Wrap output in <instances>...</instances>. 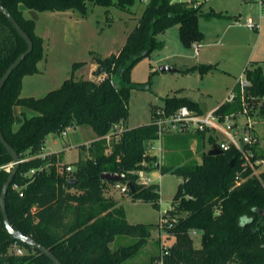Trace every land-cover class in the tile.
<instances>
[{"label":"trees","instance_id":"obj_1","mask_svg":"<svg viewBox=\"0 0 264 264\" xmlns=\"http://www.w3.org/2000/svg\"><path fill=\"white\" fill-rule=\"evenodd\" d=\"M135 1L0 0L34 44L0 91V129L22 160L6 195L11 224L48 247L63 264H264V171L261 176L252 175L234 146L210 155L205 145L209 142L212 146L217 141L208 128L167 135L163 145L169 151L162 161L147 151L149 143L158 138V109H163L165 115L181 107L204 113L200 103L187 96L167 95L162 105L153 106L149 123L125 125L131 91L142 87L131 81V68L153 50L164 47L157 35L178 24L184 45L190 47L204 37L200 17L225 18L226 14L213 9L203 12V2L195 5L196 0H148L122 48L105 57H93L92 62L97 64L94 74H105L104 77L71 76L42 97L21 95L23 77L36 73L44 57V39L36 32L35 21L24 16L21 4L40 11H70L86 16L88 3L129 11ZM26 49V41L0 11V78ZM82 64L76 62L74 68ZM245 74L249 81L246 93L263 99L261 65L250 63ZM15 106L32 111L31 115L22 111L23 121L17 128ZM241 109V99L237 98L223 102L215 112L223 118ZM75 126L90 127L95 134L89 156L59 169L57 153L44 152L47 136ZM193 139H198L196 151L201 160L195 158L191 148ZM252 149V160L264 159V150L257 144ZM67 166L72 169L67 170ZM12 168L13 157L0 141V195ZM156 169L183 177L166 214L170 221L162 226L175 239L166 246V252L162 246L148 262L131 263L128 260L149 241L151 226L129 222L124 207L107 196V187L132 182L135 191L129 187L126 191L133 199L149 201L159 208V184L139 181L140 170ZM105 171L119 173L123 178L103 180L101 174ZM190 229L201 230V248L194 246ZM119 235L136 237L137 241L114 249L111 243ZM16 246L23 253H17ZM0 264H54L44 253L9 234L1 207Z\"/></svg>","mask_w":264,"mask_h":264},{"label":"rangeland","instance_id":"obj_2","mask_svg":"<svg viewBox=\"0 0 264 264\" xmlns=\"http://www.w3.org/2000/svg\"><path fill=\"white\" fill-rule=\"evenodd\" d=\"M199 1L204 2L206 10L214 8L224 14L235 13L237 17L233 16L231 19L215 17L210 20L200 17L199 27L204 37L194 42L197 49L194 44L190 47L184 45L178 24L158 34L157 38L165 42L164 47L153 50L149 56L140 59L131 68V81L141 84L142 87L131 91L126 126L134 127L149 123L153 106L162 105L163 98L167 95L190 97L198 101L205 112H208L225 102L231 92L239 91V86L235 87L246 65L260 64L264 72V20L259 31L244 24L249 16L257 19L258 0ZM147 2L148 0H136L129 11L117 6L107 8L88 3L89 12L86 16L78 12H71L69 16L67 12L40 11L24 7V16L35 21L36 32L45 39L44 57L37 64L36 74L24 79L21 95L42 97L50 90L61 86L66 78L71 76L87 78L94 56L105 57L117 53L122 48ZM76 62L83 64L74 68ZM163 64L174 66L179 71H161L159 66ZM190 67L196 69L187 71ZM263 104L264 98L246 93L245 103H242V109L235 118L237 121L235 130L240 134H243L240 127L244 122L248 119L254 121V134L258 138L257 148L260 150H264ZM19 108L23 109L21 106L14 108L15 128L20 125L18 118H22ZM28 113L31 115L32 111ZM210 133L215 136L217 142L227 140L223 134ZM172 134L174 133L165 134L163 140ZM209 135L207 133L206 137ZM94 139L95 134L90 127H71L67 129L65 135L49 134L44 152L57 153L61 169L66 163L75 165L79 160L86 159ZM197 140L191 141V148L196 152L195 158L201 160L200 154L196 151ZM107 144L109 148L112 146L111 142ZM154 144L156 147L161 145L158 140ZM210 148L211 145L207 142L205 149L208 151ZM168 151L164 147L160 156L152 153L158 152V149L149 153L162 161ZM148 176L151 179L149 183L159 184V208L154 207L149 201L133 199L126 190H122L124 184H109L106 192L107 196L114 198L124 207L129 222L151 226L149 241L128 260L131 263L148 262L152 255L160 252L162 246H171L175 239L161 226L170 221L166 214L172 207L178 184L183 181V177L171 171L162 173L159 169L151 172L139 171L141 181H145ZM188 234L194 246L201 248L203 244L201 230L190 229ZM136 241V237L119 235L111 243V247L116 249Z\"/></svg>","mask_w":264,"mask_h":264},{"label":"built area","instance_id":"obj_3","mask_svg":"<svg viewBox=\"0 0 264 264\" xmlns=\"http://www.w3.org/2000/svg\"><path fill=\"white\" fill-rule=\"evenodd\" d=\"M183 1V0H179ZM197 4L201 1L196 0ZM260 7L259 19L261 21L264 18V0H258ZM245 25L252 29H259L260 22H257L253 17L249 16L245 21ZM195 48L197 49V44L193 43ZM239 92H231L226 101L233 102L237 98L241 99V102L245 103V94L246 87L249 85V81L246 77L245 71L241 74L239 81ZM264 106V104H263ZM215 109L209 110L208 112L198 113L196 111L190 110L187 107H181L177 109L175 112L165 115L163 109H158L156 112L155 124L158 127V140L161 145L156 147L154 142L149 143L147 147V151L151 152L152 150L158 149V152H152L155 155H161L163 152V137L168 133H183L186 131H192L195 129H206L208 128L212 132H217L223 134L227 140H222L221 142H216L220 148L224 150H228L231 146H234L241 154L245 166H248L252 170V175L261 176V172L264 171V159H256L252 160L254 156V152L252 146L257 144L258 138L254 134V121L248 119L241 125V131L243 134H240L238 130H235L237 125V121L235 120L238 114L231 113L225 115L223 118H220L218 114H216ZM71 128V127H69ZM67 128V129H69ZM67 129L63 130L61 134H67ZM110 139V136H107ZM12 165V164H11ZM7 166L10 169V166ZM71 166H67V170H71ZM139 181L142 183L149 184L151 181L150 177H146L145 181ZM128 184H124L122 190L128 189ZM162 227V226H161ZM16 252L21 254L23 253V249L21 247H15ZM163 250L166 252L167 247L163 246Z\"/></svg>","mask_w":264,"mask_h":264},{"label":"water","instance_id":"obj_4","mask_svg":"<svg viewBox=\"0 0 264 264\" xmlns=\"http://www.w3.org/2000/svg\"><path fill=\"white\" fill-rule=\"evenodd\" d=\"M0 11L6 15V17L9 19V21L12 23V25L15 27V29L18 31V33L21 35V37L26 41L27 43V49L23 51L5 70V72L2 74L0 78V91L3 88L5 82L7 81L8 77L10 74L14 71V69L25 59V57L32 52L34 48L33 41L29 34L23 29V27L19 24V22L16 20L14 15L0 3ZM159 69L161 71H179L176 67L168 65V64H163L159 66ZM0 141L2 144L7 148V150L10 152V154L13 157V168L6 180V182L3 185V189L0 195V207L1 211L3 213L4 217V223L5 227L8 230L9 234L17 239L22 241L23 243L30 245L42 253H44L46 256H48L54 264H63L60 259L45 245L41 244L37 240H35L33 237L24 234L22 231L16 229L13 227L11 224V221L9 219L7 209H6V195L7 191L9 188L10 183L13 180V177L17 171V169L20 166L21 163V157L17 153V151L8 143V141L5 139L2 130L0 129ZM208 153L210 155H216V154H221L223 153V149L220 148V146L215 142L212 144L211 148L209 149ZM101 178L103 180H110V181H121L122 180V175L116 172H102ZM70 181L75 182L76 179L71 178ZM129 188L134 192L135 191V185L132 182H128Z\"/></svg>","mask_w":264,"mask_h":264},{"label":"crops","instance_id":"obj_5","mask_svg":"<svg viewBox=\"0 0 264 264\" xmlns=\"http://www.w3.org/2000/svg\"><path fill=\"white\" fill-rule=\"evenodd\" d=\"M202 2V1H201ZM258 2V1H257ZM24 7H26L25 5L23 6V4H21V9L23 10V12L25 13V8ZM201 9H202V11L203 12H207V11H209V10H206L205 8H204V2L202 3V7H201ZM211 9H213V10H215V11H219V12H221V10H217V9H214V8H211ZM210 9V10H211ZM258 16H257V19H255L257 22H260V28L259 29H255L256 31H259L260 29H261V24H262V21L264 20V18H262L261 19V21H260V19H259V14H260V7H259V3H258ZM143 12V11H142ZM68 13V15L69 16H71V12H67ZM26 15V14H25ZM228 17H225V18H222V19H231L233 16H236L237 17V15L235 14V13H233V14H226ZM202 18H205V17H202ZM213 18H215V17H213ZM139 19V18H138ZM138 19H136L137 20V22H136V24L138 23ZM206 19V18H205ZM212 19V18H211ZM207 20H210V19H207ZM245 24V23H244ZM136 25H134L133 27H132V29L135 27ZM131 29V30H132ZM130 30V31H131ZM129 31V32H130ZM40 35V34H39ZM42 37H43V39H45L44 38V36L43 35H41ZM127 38V37H126ZM165 43V42H164ZM247 66V65H246ZM97 69V64H95V63H91V66H90V69H89V75H88V77L87 78H91V79H99V78H102V77H104V75L105 74H100V75H96V74H94V71ZM36 73H34V74H31V75H35ZM27 76H30V75H26V76H24L23 77V80H22V90H21V92L23 91V87H24V79L27 77ZM83 78H86V77H83ZM239 85H238V83H237V85H236V88L238 87ZM27 110L28 109H25V108H23V109H21V108H19V110L18 111H20V115L22 116V118H18V120H19V122L21 123L22 121H23V115H22V111H26L27 112ZM29 111H31V110H29ZM28 111V112H29ZM27 112V114H29ZM152 119V118H151ZM55 142H57V141H55ZM53 153V152H52ZM45 154H48V153H45ZM120 203V202H119Z\"/></svg>","mask_w":264,"mask_h":264}]
</instances>
